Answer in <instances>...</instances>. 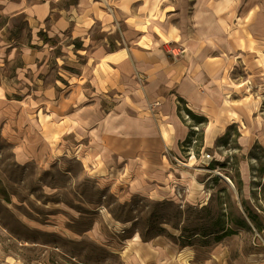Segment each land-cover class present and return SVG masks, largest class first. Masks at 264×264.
Listing matches in <instances>:
<instances>
[{
  "label": "rangeland",
  "instance_id": "1",
  "mask_svg": "<svg viewBox=\"0 0 264 264\" xmlns=\"http://www.w3.org/2000/svg\"><path fill=\"white\" fill-rule=\"evenodd\" d=\"M71 1L74 0L57 3L66 7ZM97 1L108 12L116 11L111 0ZM164 2L162 15L173 8L176 0ZM192 2H184L188 20ZM259 4H264V0L207 3L233 34L246 21L240 18V9L245 6L251 11ZM134 6L140 10L145 1L138 0ZM99 7L96 5L94 15ZM6 23L0 32V111L10 109L6 102H15L17 111L9 116L0 112V264H68V260L87 264L79 260L88 258L100 264H160L163 260L156 263L155 253L160 258L165 253L155 243L165 249L170 246L172 252L186 250L196 264L210 255L212 264H231V257L240 252L252 258L264 256V40L248 42L229 64L223 79L234 86L233 93L242 98L244 109L211 149L197 146L196 136L192 158L202 159L206 153L212 159L207 165L205 162L210 157L202 159L204 162L199 160L195 170L190 169L196 173L189 177L191 188L203 197L182 202L145 197L125 185L116 189L112 186L115 181L98 180L85 173L90 169L82 165L77 145L85 141L86 134L68 135L67 119L68 111L81 104L68 109L64 82L58 83L54 98L39 92L49 82L48 78L59 77L58 72L66 77L68 73L77 74L73 66L84 61L83 52L70 51L67 55L61 51L65 43L73 42L65 36L67 31L55 37L57 41L50 56H45L47 48L37 44L39 57L36 58L49 57L50 72L47 79L39 80L35 92L28 90L23 97L27 92L23 82L32 88L37 85L28 81L35 75L33 68L25 67L17 72L18 67L30 61L23 57L21 45L28 43L30 29L20 15L0 16V27ZM173 23L177 25L176 21ZM89 35L99 42L106 38L115 43L113 40L120 39L119 32L109 36L95 25L91 26ZM174 46L178 44H162L163 48L174 51L179 48ZM185 120L187 124L192 122L190 118ZM172 163L175 168H181L175 166L173 159ZM241 172L247 175L245 187L239 177ZM224 177H229L231 184ZM244 206L259 218L260 232L253 227L245 229L238 221L229 219L245 218ZM218 212L226 215V224L237 229L219 241L202 233L217 226Z\"/></svg>",
  "mask_w": 264,
  "mask_h": 264
},
{
  "label": "crops",
  "instance_id": "2",
  "mask_svg": "<svg viewBox=\"0 0 264 264\" xmlns=\"http://www.w3.org/2000/svg\"><path fill=\"white\" fill-rule=\"evenodd\" d=\"M58 1L61 0H0L1 17L20 15L30 29L28 43L21 44L23 57L30 61L18 67L17 72L25 67L33 68L35 75L28 81L37 85L32 88L23 82L27 89L23 97L28 90L35 92L39 80L47 79L50 72L51 60L36 58L39 57L36 47L38 44L47 48L45 56H50L53 45L43 42L38 31L45 32L49 38L67 31V38L82 41V49L78 50L85 59L73 66L77 74L68 73L66 77L58 72L59 77L48 78L49 82L39 92L54 98L58 83L64 82L68 109L81 104L68 111L67 119L68 135L86 134L85 141L77 145L82 165L90 169L84 172L98 180L115 181L112 186L116 189L125 185L145 197L182 202L191 201V197L200 200L203 194L192 190L190 180L192 174L196 175L190 169L195 170L198 160L188 158V167L183 169L175 168L172 163L173 156L184 155L180 146L189 130L178 116L177 98H182L193 113L206 118L199 125L201 146L203 150L211 149L244 109L242 98L233 93L234 86L223 76L248 42L264 40V4L251 11L243 6L239 16L246 21L233 34L217 11L207 5L209 0H192L189 20L184 14L185 0H176L164 15L165 0H144L145 6L140 10L134 6L138 0H111L117 7L115 12L105 10L97 0H74L66 7H59ZM97 3L100 7L94 15ZM5 25H1L0 32ZM92 25L109 36L119 32L120 39L113 43L104 38L99 42L89 35ZM120 26H123L121 30ZM164 42L176 43L178 46L174 47L179 48L175 51H182L173 56L162 47ZM67 44L61 51L68 55L73 50ZM5 106L10 107L3 110L7 116L17 111L15 102H6ZM239 177L245 187L247 175L241 172ZM245 219L251 225L246 215ZM155 246L165 253L162 259L155 253L156 263L163 260L160 264L185 261L196 264L186 250L177 253L170 251V246L165 245L166 249L159 243ZM212 260L210 255L201 264H212ZM231 264H264V256L252 258L240 252L231 257Z\"/></svg>",
  "mask_w": 264,
  "mask_h": 264
},
{
  "label": "trees",
  "instance_id": "3",
  "mask_svg": "<svg viewBox=\"0 0 264 264\" xmlns=\"http://www.w3.org/2000/svg\"><path fill=\"white\" fill-rule=\"evenodd\" d=\"M38 36L40 37V39L43 42L49 43L50 45H54L57 41L56 38H49L47 37L46 33L43 31H38ZM67 45L71 46V49L77 53L78 49H82V41L79 40L78 38H74L73 42L68 43ZM177 113L178 116L181 118V120L183 122H186L184 115L183 114H187L188 117L190 118V120L192 121L190 124H187L189 127L187 136L185 137V139L182 141L181 143V150L184 151V146L186 144H189L191 137L192 136H197L198 135V144L197 146H201V134H202V130L199 128V125L202 124L206 118L204 116L198 115L193 113L187 106H186V102L178 97L177 98ZM187 123V122H186ZM197 125L198 126V130L193 129V126ZM197 149V147H196ZM197 151V150H196ZM212 165V164H211ZM239 183V182H238ZM237 188L239 189V187L237 186ZM244 212L246 217L248 218V220L250 221L251 225L254 227V229L258 232H260L262 230V224L259 220V218L257 217V215L255 213H253L251 210H249L246 206H244ZM226 215H224L222 212H218L217 216H216V220L215 223H217V226L210 228V230L208 231H204L203 236H207V235H213L215 240H220L222 237L226 236V235H230V234H234L236 233L237 229L232 228L231 225L226 224ZM230 220H234L235 222L238 221L237 224H239L240 226H242L245 229L250 230L251 229V225L246 221V219L244 217H232L229 218ZM82 263H87V264H93V263H98L100 264V262L97 261H90V258H88V260L83 261V260H79ZM68 264H74V262H69L68 260Z\"/></svg>",
  "mask_w": 264,
  "mask_h": 264
},
{
  "label": "built area",
  "instance_id": "4",
  "mask_svg": "<svg viewBox=\"0 0 264 264\" xmlns=\"http://www.w3.org/2000/svg\"><path fill=\"white\" fill-rule=\"evenodd\" d=\"M165 49H166V51H168L173 56H178L180 54V52L182 51V49H178L177 51H174L173 49H170L168 47H165ZM184 117L186 119L189 118L187 114H184ZM193 129L198 130V126L197 125H194L193 126ZM196 142H197V138L194 135V136L191 137V140H190L189 144L186 145V147H185V149L183 151L184 156H182V157L181 156H173L172 157L175 166L181 167L182 169L188 167L187 159L194 156L193 146L195 145ZM209 157H210V155H208V154L205 153V154H202V157L201 158L204 159V160H206ZM202 159H198V161L199 160H202ZM211 159L212 158L210 157L208 159V161L205 162L206 165L209 163V161ZM226 180L231 184V182H230V180L228 178H226Z\"/></svg>",
  "mask_w": 264,
  "mask_h": 264
}]
</instances>
